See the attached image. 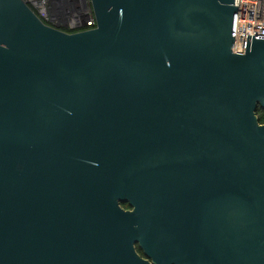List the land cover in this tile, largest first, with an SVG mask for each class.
<instances>
[{
	"label": "water",
	"instance_id": "1",
	"mask_svg": "<svg viewBox=\"0 0 264 264\" xmlns=\"http://www.w3.org/2000/svg\"><path fill=\"white\" fill-rule=\"evenodd\" d=\"M89 2L67 32L0 0V264H264V36L234 50V0Z\"/></svg>",
	"mask_w": 264,
	"mask_h": 264
},
{
	"label": "built area",
	"instance_id": "2",
	"mask_svg": "<svg viewBox=\"0 0 264 264\" xmlns=\"http://www.w3.org/2000/svg\"><path fill=\"white\" fill-rule=\"evenodd\" d=\"M46 24L67 32L95 26L89 0H23ZM237 8L234 50L243 52L247 34L264 36V0H234Z\"/></svg>",
	"mask_w": 264,
	"mask_h": 264
},
{
	"label": "flooded vegetation",
	"instance_id": "3",
	"mask_svg": "<svg viewBox=\"0 0 264 264\" xmlns=\"http://www.w3.org/2000/svg\"><path fill=\"white\" fill-rule=\"evenodd\" d=\"M125 209L130 210L131 207H128V208H125ZM135 249H136V251L138 252V254H139L141 257H143V258H145L146 260H148V262H149L150 264H156V263L154 262L153 258H151V257H149V256H146V255L144 254V252L142 251V249L140 248V246H139V244H138L137 242L135 243Z\"/></svg>",
	"mask_w": 264,
	"mask_h": 264
},
{
	"label": "trees",
	"instance_id": "4",
	"mask_svg": "<svg viewBox=\"0 0 264 264\" xmlns=\"http://www.w3.org/2000/svg\"><path fill=\"white\" fill-rule=\"evenodd\" d=\"M256 115L258 117L259 123L263 124L264 123V110L260 109L259 107L256 110ZM121 206L123 208H128V204L127 203H121Z\"/></svg>",
	"mask_w": 264,
	"mask_h": 264
}]
</instances>
